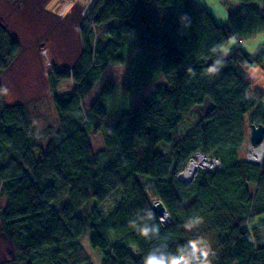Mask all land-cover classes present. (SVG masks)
<instances>
[{
  "label": "trees",
  "instance_id": "obj_1",
  "mask_svg": "<svg viewBox=\"0 0 264 264\" xmlns=\"http://www.w3.org/2000/svg\"><path fill=\"white\" fill-rule=\"evenodd\" d=\"M221 1L232 7L224 23L199 0H94L79 25L83 50L76 63L49 73L59 124L48 144L35 135L27 104L0 107V222L13 246L4 264H143L161 240L175 250L204 232L214 234L223 264H264L262 238L253 237L264 229L257 220L264 215V154L261 165L240 157L250 143L246 114L254 110L250 128L264 124V93L248 79L249 70L264 65V49L211 51L264 32V0ZM184 14L192 21L187 29ZM133 48L140 49L131 64L135 73L165 82L112 122L104 103L115 92L112 83L90 105L85 100L110 64L126 63ZM20 49L0 20V89L3 70ZM217 59L219 71L207 74ZM67 78L76 82L75 91L60 94ZM193 117L191 129L179 133ZM98 133L105 144L94 151ZM199 151L220 159V168H200L186 184L179 175ZM153 194L165 204L169 224L156 214ZM109 197L115 200L101 211ZM91 198L93 210L85 212ZM145 210L160 225L159 240L130 226ZM190 217L204 223L188 231ZM84 219L100 262L83 245Z\"/></svg>",
  "mask_w": 264,
  "mask_h": 264
},
{
  "label": "rangeland",
  "instance_id": "obj_2",
  "mask_svg": "<svg viewBox=\"0 0 264 264\" xmlns=\"http://www.w3.org/2000/svg\"><path fill=\"white\" fill-rule=\"evenodd\" d=\"M94 0H0V20L7 29L11 31L21 43L20 53L9 62L3 70L1 83L3 89L8 90V94L0 99V107L4 104L25 103L27 104L31 114V124L35 135L41 145H47L52 137L49 132L59 123H57V115L55 113L53 92L49 73L53 67L70 69L77 61L78 56L83 50L82 40L80 36V23L86 17V13L93 5ZM213 11L220 22H226L227 16L232 11L230 5H226L221 0H199ZM231 8H230V7ZM234 10V9H233ZM228 12V15H225ZM227 17V18H226ZM256 37L248 39H233V41L222 51L230 53L231 50L239 46L252 48L251 50L258 51L261 49L259 43L256 42ZM238 45V47H236ZM140 49L133 48L128 53V61L124 64H110L109 68L100 76V80L96 83L93 91L85 100L88 106L94 99L99 98L103 88L112 83L115 87V92L111 98L105 99V108L108 111V120L114 121L123 112L133 111L143 100L151 97L165 82L164 77L157 75V71L153 72L152 76L157 75L156 80H149V76L138 75L135 73V64L138 58ZM260 51V50H259ZM140 56V55H139ZM128 64L132 66L131 74H128ZM256 69V68H255ZM153 78V77H152ZM249 79V78H248ZM148 81V83H147ZM76 82L71 78L63 79L60 82L57 92L65 94L75 91ZM253 88V87H252ZM247 113L244 120L247 129L250 128V114ZM197 119L187 118L179 126V133H186L191 129ZM250 135V134H249ZM91 143L94 151L102 150L104 147L103 136L101 133L93 134ZM264 144V143H263ZM250 143L244 144L240 151V157L249 159ZM264 154V152H263ZM195 159L200 162L201 156L209 158L202 152H197ZM211 161L216 160V164H220V159L209 158ZM220 162V163H217ZM187 166V168H188ZM204 169H218L208 165H200ZM199 168V169H200ZM198 169V170H199ZM198 173V172H197ZM197 175V174H196ZM150 187L152 183H146ZM152 193V191H150ZM154 195V194H153ZM1 199V198H0ZM160 199L155 195L152 202ZM65 200V198H64ZM64 200L62 202H64ZM115 200V197H109L107 201L100 206L101 211L109 208V205ZM2 199L0 205H4ZM95 199L91 198L87 205L84 206L88 210H93L92 205ZM258 222H264V215L258 217ZM171 217L165 224H169ZM83 238L82 242L85 249L90 252L92 257L100 262L102 254L99 250H93L90 244V233L88 229V221L84 219ZM2 225L0 222V264H4L10 257L13 246L11 241L2 233ZM210 232V231H209ZM258 235L264 243V229L253 233V237ZM203 236L211 241L216 251V257L213 259V264H223L221 261V250L217 246L215 236L212 232H204Z\"/></svg>",
  "mask_w": 264,
  "mask_h": 264
},
{
  "label": "clouds",
  "instance_id": "obj_3",
  "mask_svg": "<svg viewBox=\"0 0 264 264\" xmlns=\"http://www.w3.org/2000/svg\"><path fill=\"white\" fill-rule=\"evenodd\" d=\"M180 22L185 29L189 28L192 23L191 18L187 14L180 16ZM218 50H221L219 46H213L211 49L214 53L218 52ZM222 63L221 59H217L215 63L206 70V73H217ZM188 72L195 75L191 68L188 69ZM7 94L8 90L6 88L0 89V95ZM153 219V212L151 210H145L143 215L138 214L136 219L131 220L129 223L140 236L149 240H159L160 225L151 223ZM163 222L162 218L161 223ZM203 223L204 220L202 217H190L185 223V228L188 231H192ZM215 257L216 251L211 241L203 235H197L195 238L188 239L184 244H177L175 250L170 248L167 241L161 240L156 247L152 248L147 255L143 257V264H213V259Z\"/></svg>",
  "mask_w": 264,
  "mask_h": 264
},
{
  "label": "water",
  "instance_id": "obj_4",
  "mask_svg": "<svg viewBox=\"0 0 264 264\" xmlns=\"http://www.w3.org/2000/svg\"><path fill=\"white\" fill-rule=\"evenodd\" d=\"M249 136H250V144L251 145L263 144L264 143V124L263 123L262 124L261 123H259V124L252 123L251 132H250ZM247 162L252 163V164L255 163V162H251L249 159H247ZM261 164H262V161H261V163H259V165H261ZM197 172H198V169H196L194 172H192V171H190V166H188V168L183 170V172L180 174L179 178L182 182H184L186 184H190L195 179ZM152 205L154 206L156 214L160 216V220L162 219V216H164V214H166L170 218V215L168 214L167 208L161 199L155 200Z\"/></svg>",
  "mask_w": 264,
  "mask_h": 264
},
{
  "label": "crops",
  "instance_id": "obj_5",
  "mask_svg": "<svg viewBox=\"0 0 264 264\" xmlns=\"http://www.w3.org/2000/svg\"><path fill=\"white\" fill-rule=\"evenodd\" d=\"M230 7V6H229ZM231 8V7H230ZM232 9V8H231ZM215 15V14H214ZM225 15H228V12H226ZM228 17V16H227ZM226 17V18H227ZM217 18V17H216ZM218 19V18H217ZM220 22V21H219ZM225 22V21H224ZM224 22H220V23H224ZM256 42L259 43L260 42V46H261V49L259 50H262L264 49V32H261L258 34V36L256 37ZM240 40V39H239ZM238 47V45L236 46ZM241 49H243L244 51H249L251 54H257L259 52L258 51H255V50H251L249 45L247 47H244V46H239ZM225 49V47H223L221 49V52ZM253 49V48H252ZM232 51V50H231ZM223 53V52H222ZM224 54H227L224 53ZM248 78H249V81L252 83V87L254 90L256 91H259V92H263L264 93V65L260 66L259 68H256V69H251L249 70V74H248Z\"/></svg>",
  "mask_w": 264,
  "mask_h": 264
},
{
  "label": "bare ground",
  "instance_id": "obj_6",
  "mask_svg": "<svg viewBox=\"0 0 264 264\" xmlns=\"http://www.w3.org/2000/svg\"><path fill=\"white\" fill-rule=\"evenodd\" d=\"M250 146V152H249V160L251 162H255L256 164L261 163L263 160V152H264V144H253L249 145ZM204 157V156H203ZM201 156L200 162L198 163L196 160L191 161L190 163V171L194 172L196 169L200 168V165H208V166H213V167H219L221 164H216V161H211L209 158L205 159ZM218 163V162H217ZM220 163V162H219ZM163 221L166 223L169 220V217L164 214L162 216Z\"/></svg>",
  "mask_w": 264,
  "mask_h": 264
},
{
  "label": "built area",
  "instance_id": "obj_7",
  "mask_svg": "<svg viewBox=\"0 0 264 264\" xmlns=\"http://www.w3.org/2000/svg\"><path fill=\"white\" fill-rule=\"evenodd\" d=\"M220 167V166H219ZM217 168V167H216Z\"/></svg>",
  "mask_w": 264,
  "mask_h": 264
}]
</instances>
